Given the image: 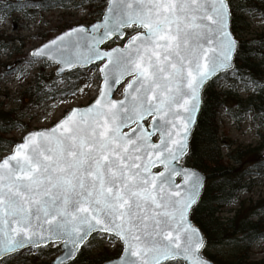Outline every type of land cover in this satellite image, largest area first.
Instances as JSON below:
<instances>
[{
    "label": "snow or ice",
    "instance_id": "obj_1",
    "mask_svg": "<svg viewBox=\"0 0 264 264\" xmlns=\"http://www.w3.org/2000/svg\"><path fill=\"white\" fill-rule=\"evenodd\" d=\"M88 5L94 22L69 25L18 60L0 62V74L21 80L39 65L41 99L86 94L98 82L87 104L3 141L11 148L0 157V264L45 256L54 257L51 264H78L105 245L115 255L102 264H213L205 252L216 241L197 223L209 186L190 162L214 88L264 96V39L242 42L236 27L262 9L252 0ZM67 6L0 0V28L15 30L38 9ZM19 39L0 35V55H15ZM46 68H53L47 80ZM15 126L3 120L0 133ZM244 227L240 242L264 236L250 222Z\"/></svg>",
    "mask_w": 264,
    "mask_h": 264
},
{
    "label": "rangeland",
    "instance_id": "obj_2",
    "mask_svg": "<svg viewBox=\"0 0 264 264\" xmlns=\"http://www.w3.org/2000/svg\"><path fill=\"white\" fill-rule=\"evenodd\" d=\"M82 0H67V7H53L51 9H38L33 19L25 20L21 18L20 26L13 30L11 24L0 28V35L5 33L10 37H19L17 45L22 46L19 51L10 58L0 55V62L16 61L23 57L32 47L39 44L43 39L55 36L61 30H66L69 25L90 24L95 21L96 17L89 15L92 11L88 3H82L83 7L74 6V2L81 3ZM262 11L257 12L254 16L246 13L243 17L246 20L247 28L239 35L241 40H261L264 39V4L260 0H252ZM81 5V4H77ZM17 15L23 16L22 13ZM2 23V22H0ZM24 25H27L25 27ZM258 62V60H256ZM53 71V68H46L43 76L47 80ZM40 74V67L37 65L30 70V74L23 80L18 79V73L4 76L0 74V114L10 112V114L19 121L18 126L7 134V137L19 140L27 131L34 128L50 126L55 116L68 107L85 105L94 99L95 87L98 82H93L91 90L85 89L86 94H77V96H58L55 101L51 98L41 99L36 91V79ZM61 88L64 84L60 85ZM31 89V90H29ZM220 90V88H216ZM250 93L238 89V95H231L227 104L222 105L217 113V124L219 128L220 152L224 161H230L229 155L240 147L241 150L247 151L248 154L241 160L242 170H247L246 181L250 182V188L240 192L231 204L223 208L218 215L221 219L232 217L234 212L240 208L242 215L253 211L259 212L264 223V174L254 169L259 161L258 155L264 152V96L257 105L259 108L245 113L243 117H237L233 113L236 109L235 102L238 97L242 100L247 98ZM116 96L120 98L119 92ZM235 96H237L235 98ZM255 96V95H253ZM27 126V127H25ZM11 146L6 147L0 157L7 155ZM258 149V150H256ZM208 183V182H207ZM257 219V218H254ZM234 242V240H232ZM223 243L217 246L208 247V250L214 253L218 258L227 259L237 253V248L232 246L233 243ZM102 248H94L92 251H86L82 256L88 254L93 258ZM55 255L60 252L53 250ZM249 256L251 259H264V239L255 241L251 248ZM52 256H45L40 259L29 257L24 264H51ZM83 257H80L78 264Z\"/></svg>",
    "mask_w": 264,
    "mask_h": 264
},
{
    "label": "trees",
    "instance_id": "obj_3",
    "mask_svg": "<svg viewBox=\"0 0 264 264\" xmlns=\"http://www.w3.org/2000/svg\"><path fill=\"white\" fill-rule=\"evenodd\" d=\"M82 3H88V0H82L81 3L74 2V6ZM236 27L239 35L242 31L246 30L247 23L244 17H242L237 23ZM241 41H254L255 44L258 45L261 40ZM254 55L259 56V53H254ZM249 63L252 65H258L256 60H251ZM254 71L259 74L261 68L255 67ZM222 91V89L217 90L214 88L209 94V105L206 114L203 117L202 126L197 133L199 152L197 158L190 163L195 164L198 169L206 174L209 186L205 192V208L198 214L197 223L204 229L205 233L212 241H216V243L211 245L212 247L223 243L230 244V242L234 240L232 246L237 248V253L224 260L218 258L214 253L207 249L205 256L216 264H264V259L254 260L249 256L252 244L258 239H264V236L256 237L251 243H248L247 241L240 242V238L244 237L245 232L247 231L244 226L249 222L252 225L257 226V231H264V223L259 212L255 210L249 214L246 213L242 215L239 208L230 218L221 219L217 215L223 208L231 204L240 192L250 188V182L248 181L247 183L246 181L248 171L242 170L241 167V160L247 156L248 152L241 150L239 147L229 155L230 161H224L220 152L219 128L216 120L217 113L219 108L222 105L227 104L231 97V95L222 94ZM236 97L237 96H235V98ZM231 98L233 100V97ZM260 100V95L253 96L250 94L244 100H242L241 97H238V101L235 102L237 110H235L233 114L239 118L240 116L243 117L248 111L259 108L257 102ZM3 120L15 121V127H17L19 123L10 112L0 114V123H2ZM15 127H13V129ZM7 134H9V132L0 133V153L6 149V147L10 146L3 141L15 140L14 138L7 137ZM258 157L259 161L254 166V169H256L259 174H264V156L259 154ZM222 178H227V180ZM114 255V250L106 247L99 250L93 258L88 254L81 256L83 257L81 263L102 264L103 256L110 257Z\"/></svg>",
    "mask_w": 264,
    "mask_h": 264
},
{
    "label": "water",
    "instance_id": "obj_4",
    "mask_svg": "<svg viewBox=\"0 0 264 264\" xmlns=\"http://www.w3.org/2000/svg\"><path fill=\"white\" fill-rule=\"evenodd\" d=\"M115 98H117V99H119L117 96H116V94H115ZM199 171L203 174V176L204 177H206V175H205V173L203 172V171H201L200 169H199ZM61 253H59L58 255H60ZM208 259V258H207ZM213 262V261H212ZM213 264H216L215 262H213Z\"/></svg>",
    "mask_w": 264,
    "mask_h": 264
}]
</instances>
